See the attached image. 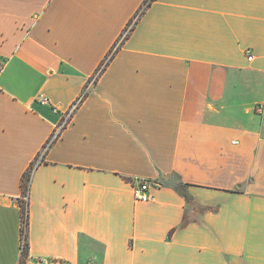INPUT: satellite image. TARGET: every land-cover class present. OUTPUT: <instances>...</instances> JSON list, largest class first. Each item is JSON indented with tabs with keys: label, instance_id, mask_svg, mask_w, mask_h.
<instances>
[{
	"label": "crops",
	"instance_id": "0c3cea01",
	"mask_svg": "<svg viewBox=\"0 0 264 264\" xmlns=\"http://www.w3.org/2000/svg\"><path fill=\"white\" fill-rule=\"evenodd\" d=\"M145 3L0 0V264H264V0Z\"/></svg>",
	"mask_w": 264,
	"mask_h": 264
},
{
	"label": "built area",
	"instance_id": "2783aa9c",
	"mask_svg": "<svg viewBox=\"0 0 264 264\" xmlns=\"http://www.w3.org/2000/svg\"><path fill=\"white\" fill-rule=\"evenodd\" d=\"M149 1L150 0H146V3H148ZM137 16L138 15H135L133 20H131L132 24H133L134 20L137 18ZM132 24L130 23V25L125 27L121 36L119 37V39L115 43L113 50L110 53V55L105 59V61L103 63H101V65L99 66L97 71L89 79V83H87V85L83 88L80 95L67 107V109H65L62 112L61 118H60L59 122L55 125V127L53 128V131H52L48 141L45 143V145L41 149L40 153L37 155V157L33 163V168L41 161V158H42L44 152L47 150L48 146L60 135L61 131L69 124V122L71 121L73 113L75 112V110L80 105L83 98L85 97V95L88 91V88H89V84H91L94 81V79L99 75V73L101 72V70L105 66V64H106L107 60L109 59V57L111 56V54L116 50V48L119 46V43L121 42V40L129 32ZM248 59H251V57H248ZM1 68H2V65L0 63V70H1ZM35 99L40 101L41 103H47V98L42 94L37 95V97ZM133 197L136 201L146 202V201L151 200L152 195H151L150 188H149V182L146 180H137L136 183L133 184ZM22 198H23V200L27 199L26 196H23ZM23 248H24V241L22 240L21 251L23 250ZM38 264H61V262H59L58 260H47L44 258V259H40L38 261Z\"/></svg>",
	"mask_w": 264,
	"mask_h": 264
},
{
	"label": "trees",
	"instance_id": "16d2710c",
	"mask_svg": "<svg viewBox=\"0 0 264 264\" xmlns=\"http://www.w3.org/2000/svg\"><path fill=\"white\" fill-rule=\"evenodd\" d=\"M142 10H143V8L137 12V15L138 14L140 15L141 12H142ZM108 60H107V62H108ZM28 178H29V175H26L23 178V193H25L27 191ZM27 225H28V209H27V203L26 202H22L21 203V236H22L23 241H24V248L21 251L20 263L19 264H21L22 262H24V259H25L26 253H27V240H26V236H27Z\"/></svg>",
	"mask_w": 264,
	"mask_h": 264
},
{
	"label": "rangeland",
	"instance_id": "374dc122",
	"mask_svg": "<svg viewBox=\"0 0 264 264\" xmlns=\"http://www.w3.org/2000/svg\"><path fill=\"white\" fill-rule=\"evenodd\" d=\"M130 23L132 24V21H131V22H129V24H128V25H130ZM128 25H127V26H128ZM113 47H114V46H113ZM112 50H113V48L110 50V53L112 52ZM109 55H110V54H109ZM109 55H107V57H108ZM107 57H106V58H107ZM106 58H105V59H106ZM103 61H104V60H103ZM21 264H25V263H24V262H22Z\"/></svg>",
	"mask_w": 264,
	"mask_h": 264
}]
</instances>
